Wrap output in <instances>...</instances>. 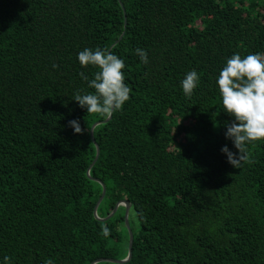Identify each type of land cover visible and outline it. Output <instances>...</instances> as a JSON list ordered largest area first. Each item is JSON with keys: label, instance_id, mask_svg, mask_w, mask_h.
<instances>
[{"label": "trees", "instance_id": "trees-1", "mask_svg": "<svg viewBox=\"0 0 264 264\" xmlns=\"http://www.w3.org/2000/svg\"><path fill=\"white\" fill-rule=\"evenodd\" d=\"M121 2L126 16L119 0H0V259L124 260L126 207L96 218L100 180V218L131 205L124 264H264V139L238 168L228 163L221 148L237 151L225 138L234 118L216 84L233 54L264 53V0ZM123 32L111 52L132 91L95 129L101 154L88 175L91 128L108 116L74 100L94 92L81 73L96 71L77 53L110 51ZM193 69L189 98L180 83ZM70 120L85 131L74 134Z\"/></svg>", "mask_w": 264, "mask_h": 264}, {"label": "clouds", "instance_id": "clouds-1", "mask_svg": "<svg viewBox=\"0 0 264 264\" xmlns=\"http://www.w3.org/2000/svg\"><path fill=\"white\" fill-rule=\"evenodd\" d=\"M134 51L141 63H149L146 50L136 48ZM77 59L82 68L91 66L96 69L92 79L81 73L88 82V88L94 89V92H77L74 100L79 106L85 109L87 114L108 117L121 111L129 101L132 91L125 83L124 60L107 48H84L77 53ZM199 82L198 72L194 69L188 71L180 83L184 96L190 98ZM216 84L223 112L234 118L232 122L225 123V138L231 141L237 150L233 152L225 145L221 152L226 155L230 165L238 168L244 159L247 146L264 139V53L258 52L243 57L239 53L233 54L220 70ZM69 126L74 130V134H82L85 131L78 120H70ZM0 264H11V257L0 259ZM46 264L53 262L49 259Z\"/></svg>", "mask_w": 264, "mask_h": 264}, {"label": "water", "instance_id": "water-1", "mask_svg": "<svg viewBox=\"0 0 264 264\" xmlns=\"http://www.w3.org/2000/svg\"><path fill=\"white\" fill-rule=\"evenodd\" d=\"M120 1V4L124 10V14L126 16V11H125V8H124V5L123 3ZM127 26V17H126V21H125V27ZM125 36V32H123V34L120 36V38L115 42V44L111 47L110 49V52L112 50V48H114L117 44H119L122 39L124 38ZM113 115L108 117V119H106L105 121H100V122H97L95 123L92 128H91V136H92V139H93V142L96 144V148H97V156L94 160V162L91 164L89 170H88V175H90V171L92 170V168L95 166V164L98 162L99 158H100V154H101V149H100V146L97 144L96 140H95V137H94V131L95 129L99 126V125H102V124H107L111 119H112ZM96 180V179H94ZM98 183H100L102 186H103V195L101 196V198L99 199L97 205H96V208H95V216L97 219H99L100 221H108L110 218H112L115 213L117 212L118 208L120 206H125L126 207V216H125V220H126V226L129 230V234H130V244H129V253H128V256L124 259V260H114V259H99L97 261H95L93 264H98V263H101V262H110V263H116V264H124V263H127L129 262L132 257H133V244H134V234H133V231L131 229V226H130V222H129V214H130V210H131V205L129 202L127 201H121L119 202L116 207L114 208V210L112 211V213L107 216L106 218H100L98 216V208L100 206V204L102 203V201L104 200L105 196H106V186L104 185V183L100 180H96Z\"/></svg>", "mask_w": 264, "mask_h": 264}, {"label": "rangeland", "instance_id": "rangeland-1", "mask_svg": "<svg viewBox=\"0 0 264 264\" xmlns=\"http://www.w3.org/2000/svg\"><path fill=\"white\" fill-rule=\"evenodd\" d=\"M134 221H136V220L134 219ZM132 226H133V228H135V226H136V223H133V221H132Z\"/></svg>", "mask_w": 264, "mask_h": 264}]
</instances>
